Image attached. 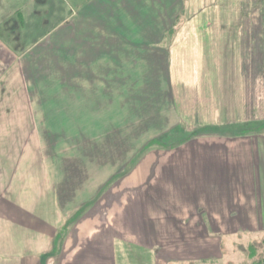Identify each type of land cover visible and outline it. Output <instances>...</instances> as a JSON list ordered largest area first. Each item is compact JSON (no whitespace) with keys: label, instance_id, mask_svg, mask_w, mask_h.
I'll list each match as a JSON object with an SVG mask.
<instances>
[{"label":"rangeland","instance_id":"1","mask_svg":"<svg viewBox=\"0 0 264 264\" xmlns=\"http://www.w3.org/2000/svg\"><path fill=\"white\" fill-rule=\"evenodd\" d=\"M0 5V172L34 145V127L50 152L58 148L75 155L70 159L84 157L107 173L117 167L93 205L81 211L82 219L105 220L112 209L116 221H125L127 212L135 214L151 200H165L170 208L175 178L192 190L184 176L198 171L195 186L208 173L200 159L198 166L189 156L210 157L218 149L213 141L253 136L249 132L264 141V0H0ZM163 36L170 48L198 47L200 75L210 78L199 101L207 109L213 97L220 101V126L205 124L216 119L212 112L205 122L176 116L166 58L154 45ZM256 153L223 152L225 164L214 166L215 188L220 178L256 176ZM222 248V260L203 263L264 264V228L231 233Z\"/></svg>","mask_w":264,"mask_h":264},{"label":"crops","instance_id":"2","mask_svg":"<svg viewBox=\"0 0 264 264\" xmlns=\"http://www.w3.org/2000/svg\"><path fill=\"white\" fill-rule=\"evenodd\" d=\"M110 14L109 19L115 16ZM166 20L168 17L163 18L165 27ZM164 39L154 45L166 58L167 74L164 72L176 116L205 122L203 119L209 120L208 113L212 112L216 119L205 124L219 125L224 115L220 101L213 97L208 109L199 101L204 94L203 82L210 78L200 75L203 60L198 47L189 43L170 48L162 43ZM32 131L36 135L34 145L25 147L11 160L12 166L0 172V264H205L224 258L225 236L264 228V141L256 140L255 132H249L253 136L213 141L211 145L218 149L210 157L189 156L198 166L200 159L208 173L195 186L198 171L184 176L190 179L192 190L183 189L181 177L175 178L170 208L165 200L157 204L151 200L135 214L127 212L125 221H116V210L112 209L105 212V220H85L79 214L93 205L102 183L117 174V167L107 173L87 164L84 157L70 159L75 155H65L58 148L50 152L37 129ZM85 142L81 140L77 146ZM235 148L244 154L257 151L259 173L233 180L220 178L215 188L214 166H223L226 158L222 153ZM179 163L181 159L175 165ZM70 164L75 165L73 172Z\"/></svg>","mask_w":264,"mask_h":264}]
</instances>
